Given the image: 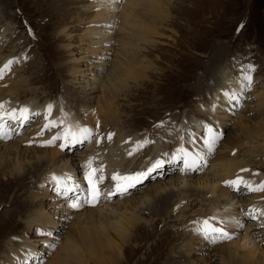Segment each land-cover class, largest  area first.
Returning <instances> with one entry per match:
<instances>
[{
    "label": "rangeland",
    "instance_id": "rangeland-1",
    "mask_svg": "<svg viewBox=\"0 0 264 264\" xmlns=\"http://www.w3.org/2000/svg\"><path fill=\"white\" fill-rule=\"evenodd\" d=\"M116 1L119 7L127 0ZM89 3H91L90 0H0V67L3 63L9 65L3 68L0 89L6 88L5 85L12 86L20 100L14 105L18 104L19 107L23 105L30 111L33 107L31 102H36V108L28 114L29 118L23 123L18 120L19 118L7 121L11 106L4 108V114L0 113V118L6 117V131L10 132H6L0 138V262L79 264L80 261L90 258L87 264H100V262L103 264H223L221 256L225 253V247L229 246L233 251L238 244L240 245L245 229L244 223H253L254 226H251V229L256 228L260 230V234L264 233L262 215L249 213L237 230L235 228L237 223H234L232 227H227L221 225L222 222H216L215 218L204 216L203 219L208 221L209 228L213 226L223 228L228 233L227 236L220 238L221 240L224 238L222 241L217 239L211 244V240L208 239L209 242L206 244L207 239L196 238L200 232L198 230L204 227V222H190V227H187L186 222V226L184 224L182 227L176 226L177 222H170L174 220L173 217L160 219L157 222L155 213H153L154 209L145 210V197L142 196L145 192L157 189V187H164L160 191L161 194L176 193L180 190L189 192L193 201L190 203L187 201L188 204L184 200L180 203L182 206L178 204L174 207V211L178 210L175 212H177L179 222H183L181 221L183 209L197 207L204 211L202 209L204 206H199V204L208 207V204L212 203L211 188H213L212 196L219 192L220 188L225 192L228 189V194H237L240 201H247L248 209L253 205L249 201L258 195L261 197L255 199V202L264 203V186L254 190L253 184L249 185L243 179H239L240 185L237 187L226 184L227 180L217 182L221 175L227 176L228 179L232 178L222 168L224 161H228L231 169L239 166L236 173H247L248 177L264 178V151L259 153L264 149V0H175L170 10L167 6L164 7L168 9V18L161 25H155L147 18H141L139 12L136 13L138 16L135 19L136 24L145 28L150 27L161 36L154 37L152 42L141 45V50L139 49L137 55L139 59L143 57L146 59L144 64L150 66V69L146 70L148 71L145 73L147 78L144 81L130 84L127 87L126 96L123 94L118 96V109H114L117 110L116 115H118L116 125L124 131L121 135L125 136L124 139L127 142L129 139L138 141L137 145L139 141L143 142L141 145L145 141L140 138L138 140L137 137L131 136L132 134L137 135L142 131L149 132L153 129H159L157 130L159 133L162 130L163 132L167 130L166 133H169L172 126H180L183 123L184 125L178 131L181 132L179 136L181 145L177 144L175 146L177 148L173 149V143H169L170 147L167 151L164 147V159L169 162L162 169L151 173L150 179L144 184L138 186L136 184V187H130V190L127 188L122 196H112L110 199L102 197L100 201L106 203L100 202L92 207L102 211L100 218L105 220L106 224H110L111 220L119 219L121 213L140 214L143 212L141 222L132 229L130 234L132 238L125 243L120 257L117 252L107 253L103 246H100L105 242L98 243L95 247V257H93L90 242L86 238L89 231L86 229L88 224L85 218L77 219V214L71 213L65 207V203L62 204L67 198L57 192L68 195V188H84L81 174L77 176V172L74 171V173V169H71V172L64 171L60 178L56 177V180H53L55 176L51 175L50 178L41 181L35 174H30L38 170L34 168L42 161L41 158L37 159V156L43 155L40 150L56 147L63 137L65 140L67 138L66 143H70L71 139L67 136L59 138L62 130L61 127L56 128L57 123L53 122L50 117L52 113L48 112L47 116L44 110V112L40 110L36 113L38 108L52 106L56 113L61 114V120H68L65 121L66 125L71 134H76L77 140H82L79 132L81 128L86 127L90 130L92 136L89 139L76 143V147H72L71 153L74 159L78 158L77 155L87 148L92 151V144H102L101 141L107 135V131L100 130V128L106 127L109 120L104 110H99L100 107L96 105V102L101 83L113 76L109 74V71L116 61L114 56L119 49L117 44L123 45L125 41L123 34H119L123 35L121 39L115 36L119 27L116 22L113 26L115 33H110L105 37L106 39L99 38L101 47L97 50L98 52L92 51L89 40L92 37L91 29L102 17L94 18L96 9L92 4L89 6ZM146 23L149 24L146 25ZM103 33L100 32L101 35ZM106 42L108 43L107 48L105 47ZM121 58L122 56H119L120 61ZM247 65H253L255 68L250 73L253 76L250 90L243 91L242 95L239 93L235 95V106L232 103L226 104L228 100L223 101V95L220 96L219 101L215 102L217 88L226 86L227 82L231 86L234 82L241 91L240 69ZM73 66L77 67L78 71L75 76L71 71ZM221 90L225 88H220L219 91ZM6 95L15 98V92ZM216 107L221 110L218 111ZM84 114L88 116L84 122L86 126L75 125L76 118L84 119ZM217 117L222 118L219 127L216 122ZM98 118H105L101 126ZM206 119L210 120L216 133L217 131L222 133V138L214 145L211 154L207 153V148L203 143L207 136L206 127L209 126ZM70 120L75 121L70 122ZM97 131L98 138H96ZM30 132L38 136H49L50 134L51 138L56 135L58 139L49 138L45 146L36 144V151L31 150L26 153L21 151L20 160H25L21 162L22 168L16 171L15 161L19 159V153L15 154L12 149L10 156L4 150V144L15 143L24 133L29 134ZM102 132L105 135L100 136ZM96 139L99 143L95 142ZM160 139L155 143L148 141L144 145L145 153L140 152L137 157L142 156L136 162V164L140 163L136 167L138 170L126 172L127 177L148 172L152 166H143L141 161L157 153ZM114 140L115 136L111 138V141ZM237 140L239 141L234 145L235 150L228 152L230 144ZM188 143L199 148L192 150L194 154L187 155L186 158L193 160L198 156H205L206 159L201 162L199 169L194 173L191 170L188 171L190 177L186 178V186L185 184L184 186L179 185L177 181L175 182L177 187L172 189L171 182L173 184L179 178L177 172L184 166L182 159L175 158H184L180 147ZM252 143L256 146L254 151L258 148L260 150L253 152L249 162L252 151L246 149L248 144L254 146L251 145ZM123 144L124 142L121 145L122 152L125 155L130 144ZM29 145L23 144L21 147H27L29 150L30 146L32 148V145ZM67 148L69 147H66L69 151ZM94 151L97 152L98 148ZM103 152L104 154H95L92 157V164L98 165V168L108 167V161L101 159L108 155L109 158L116 156L107 149H103ZM175 152L178 156H175ZM231 155L232 157L238 156L237 161ZM159 159L156 157L155 160ZM172 159H175L173 163ZM144 162L152 164L154 160L148 158ZM90 167L96 179L109 180L106 170L103 173H106L107 177L99 178L98 175L102 173L98 172L97 167L88 166L86 171ZM169 177L172 178L169 179ZM21 178H24L23 186L18 188L14 182ZM129 182L132 183V181ZM30 196L37 199L42 206L28 208V211L13 214L11 217L9 210L13 207L10 203L14 200L29 202ZM61 198L65 199L62 201ZM116 198L120 200L117 201ZM224 200H226L225 196L220 199L221 204L225 203ZM175 201L173 196L172 202ZM62 205L64 206L63 211L60 209ZM232 205H235V200ZM246 205H242L240 210L245 212ZM42 207L43 212L52 215L53 223L56 222L51 228L54 234L53 231L47 234L45 229H37V226H28L25 223L29 214L32 213V218H34L42 213ZM74 210L80 212L82 209ZM58 213L63 214L65 222L58 220L62 217L57 216ZM179 232L184 234L179 237ZM23 235L29 236L30 244L21 250ZM260 247L263 246L260 245ZM239 249L237 248V256L229 255L231 257H229V264H242L240 262L242 251ZM25 250L32 251L34 258L27 255L25 259V256L19 255L18 251ZM106 254H110L113 261H107Z\"/></svg>",
    "mask_w": 264,
    "mask_h": 264
},
{
    "label": "bare ground",
    "instance_id": "bare-ground-1",
    "mask_svg": "<svg viewBox=\"0 0 264 264\" xmlns=\"http://www.w3.org/2000/svg\"><path fill=\"white\" fill-rule=\"evenodd\" d=\"M174 1L173 0H127L125 3H123L122 5H120L118 7L116 5L117 4L116 0H90L91 3H89V6L92 4L96 9V15L94 18L97 19V18L102 17L101 20L96 22V25L94 26V28L91 29L92 37H90L89 40H90V45L93 48L92 51L98 52L97 50L99 49V47H101V46H99L100 42H101L100 41L101 39H99V38H101V37L105 38L110 33H115L113 31V26L116 22L119 24V27L117 28L115 36H117L118 38L121 39L122 36L124 35L123 39L125 41V44H123V45L117 44L119 49L114 56L116 61H115V63H113L114 65H112V67L110 68V71H109L110 72L109 74H111L113 76L108 77L105 82L101 83V85H100L101 89L99 92V97H97V102H96L97 104L96 105L100 107L99 110H101V109L104 110L105 115H107V118L109 120V122H107V124H106V127L102 126L100 128V130L105 129L104 131L105 132L107 131V133H106L107 135L105 136L106 140L104 139L101 141L103 145L102 144L95 145V144L91 143L92 148H93L92 151H89V149L87 148V150H85L84 152L77 155L78 158L74 159L75 157L72 155L71 151H72V147H76V146H72V135H71L70 129H68L66 122H65L68 120L67 119L61 120V114L56 113L54 111V109L52 108V106H50V105L42 106V107L38 108L39 109L38 111H36V113H38L40 110L41 111L44 110V111H46V116L48 115V112L52 113V115L50 117H52L53 122L55 121V123H57L56 128L61 127V130H62V133H61V135H59L60 136L59 138H61L62 136H65V137L67 136V137H71V139H70V143L68 142L69 145H68V143H66L67 138L65 140V138L63 137L62 141H59L60 139L58 140L59 143L56 147H54V148H48L47 147V148H44L43 151L40 150V152H42L43 155L41 157L37 156V159L41 158L42 161L40 160L41 162L35 166L36 168H34V169H38V170L35 172L32 171L30 174H32V173L35 174V176H37L40 181L45 180L46 178H50L51 175H54L55 177L60 178L61 175L64 173V171L71 172V169H74L73 172L74 171L77 172V176H79V174L82 175V183H83L84 188H77V189L73 188V191L69 192L68 195H65V194H60V195L61 196L64 195L67 198V199L61 198L62 201L65 199L62 204L65 203V207L67 209H69L71 213L74 212V214H77V219H80L81 217L85 218L86 223L88 224L86 229L89 231L88 234L86 235V238L90 242V250L92 251L93 257H95L94 256L95 251H96L95 247L98 246L99 242H105L104 245L100 244V246H103L104 250L107 253L117 252L118 257H120L123 248H125L124 247L125 243L128 242V240H130L132 238V237H130L132 229H134L137 226V224L139 222H141V219H142L141 215L143 212H141L140 214H135L134 212H130L128 214L121 213L119 219H116L115 221L111 220L110 224H106V223H104L106 221L102 220L100 218V214L102 213V211L99 208H92V207L97 205L100 202L106 203V202L100 201L102 197H107L108 199H110V198H112V196H114V197L117 195L122 196L120 194V192L117 191V185H119V187L121 189H124L129 183H131L129 181H125L124 179L121 180V178L127 177L126 172L133 171L134 169L138 170L136 167L140 163L136 164V162L139 161L142 157V156H140L139 158H137L138 154L140 152H142L143 154L145 153L146 147H144V145L148 141L155 143V142H158V140L161 138L160 142H159L160 146H159L157 153L155 155L148 156L147 158H145V159L152 158L154 160V162L152 164H146L144 162L145 159H142L141 164L143 166H146V167L147 166H153L155 161H157V160H155L156 157H159L160 159L165 160L164 159V147L166 148V151H167L170 147L169 143H173V146H174L173 149L177 148V147H175L177 144L181 145L180 144L181 139L179 137L181 132H178V131L181 129V127L183 128L182 125H184V123L181 124L180 126H175V125L172 126L171 131L168 130L169 133H166L167 130H166V132H163V130H162L159 133V132H157V130H159V129H153V130H150L149 132H147V131L143 132L142 131V133H137V135H135V134L131 135V136L137 137L138 140L143 139L145 141V143L143 145H141L143 142L139 141V145H137L138 141H134L131 139H129L127 142V140L124 139L125 136L121 135V134H124V131H122V129L118 128V126L116 125L118 122V120H117L118 115H116L117 110H114L115 108H117V105L119 103L118 102V96H120L122 94L126 96V91L128 89L127 87L130 84H133V83L135 84V83L140 82V81L142 82V81H144L145 78H147L145 73L148 72L146 70L150 69V66L144 64V62H146V59L144 57L142 59H139V57H138L139 55H137L138 51L141 50L140 49L141 45L146 44L148 42H152V39H154V37L161 36L158 32L154 31L153 29H150V27L145 28V27H142V26H139L138 24H136L135 19L138 18L136 13L139 12V14H140L139 16L141 18H145V19L147 18L150 22L154 23L155 25H158V24L161 25V24L166 22V19L168 18V9L170 10V7H172V3ZM165 6L168 7L167 10L164 8ZM83 15H84V13H83ZM77 18L79 19L80 17H77ZM148 24L149 23H146V25H148ZM103 31H106V32L103 33ZM100 32L103 34L101 35ZM119 34H123V35H119ZM107 45H108V43L106 42L105 43L106 48L108 47ZM116 46H115V48H116ZM142 49H143V47H142ZM87 50H88V48H87ZM119 56H122L121 61L119 59ZM102 62H105V61L102 60ZM75 64H76V62H75ZM4 67H5V63H3L0 68L3 70ZM76 69H77V67L76 68L74 67L71 70L72 74L74 76L78 72ZM232 84L233 85L231 86L229 84V82H227L226 86H219L217 88V91L215 93V97H216L215 102L219 101L220 96L223 95L222 100L223 101L228 100L226 102V104L232 103L233 106H235L234 101H236V100L230 99V96L236 95L237 93L242 95V91H239V88L237 87L236 84H234V82ZM1 85H2V83H1ZM9 85H10V83H9ZM5 86H7V87L4 89H0V113H3L4 108L6 106H11V113L8 114L9 118L7 119V121H14L16 118H19L18 120H21V123H23L25 120L23 118H20V117L23 115L28 116V114H31L32 111L36 108V102H31L33 104V107H31V109H32L31 111H30V109H28V107H23V105H21L20 107L18 104L14 105V104H16V102L20 101L18 98V95L16 94V90H14V88L12 86H8V85H5ZM220 88L221 89L225 88V90L219 91ZM92 89H94V87ZM13 92H15V95H14L15 98L10 97V95H6V94H11ZM225 93H228V95H225ZM22 109H27V112L22 113V111H21ZM217 110L220 111L221 109L217 108ZM84 115H85V118L83 117L84 119H80L79 117L76 118L77 121H76L75 125L82 124L83 126H86L84 122H86L88 116L86 114H84ZM50 117H48V118H50ZM4 118H0L1 119L0 120V135L1 136H4L6 134V132L10 133L9 131H6V122L7 121H6V117H4ZM89 118H90V116H89ZM98 120L100 121L99 123L101 126V123L103 120H105V118H102V119L98 118ZM72 121H75V120H72ZM72 121L70 120V122H72ZM206 121H207L206 123L212 127V125L210 124V120L206 119ZM216 122L218 123V127H219V125L222 122V118L217 117ZM60 123L62 124L61 126L59 125ZM4 125H5V127H4ZM218 132L219 131H217V133ZM29 134L33 135V136H30ZM29 134L24 133V135L22 137L18 138L15 141V143L10 142L7 145L4 144V150L8 154L10 153V151H12V149L15 151V154L19 153V159H16V161H15L14 169L16 171H18L19 169L22 168L21 162L25 160V159L20 160L22 158L20 156L21 151H22V153H26L28 151L31 152V150L36 151L35 150L36 144L45 146L47 143V140L49 138H51L50 134H49V136H40L39 135L40 137L36 133H33V132H30ZM97 135H98V131L96 132V136ZM103 135H105L104 132H102L100 136H103ZM29 136H30V139L28 138ZM113 136H115V140L111 141V138ZM54 137H56V135H54L53 138ZM109 137H111V138L109 139ZM6 138H8V137H6ZM53 138H51V140H53ZM96 138H98V136ZM96 141H97V139L95 140V142ZM202 141H203V139H202ZM238 141L239 140H237L233 144H230V148H229L228 152L235 150L234 145ZM122 142H124L123 145L130 144V146L128 148V152L125 155L122 152V146H121ZM250 142H252V141H250ZM61 143L67 144L69 147L67 149H69V151H67L66 148L62 149ZM23 144L25 146L30 144V145H32V148L30 145H29L30 146L29 150L27 147L22 148L21 146H23ZM251 145H254V143H252ZM162 146H163V148H162ZM95 148H98L97 152L94 151ZM180 148L183 150L182 151L183 153L186 152L188 155H190V154H194V151H192V150H198L199 147L196 145H193L192 143H188L186 146H183ZM103 149H107V150L111 151L112 154L116 155V156H114L112 158L111 157L109 158V155L104 157V159H101V160H107L109 163L108 167L107 168H98V165L96 166L95 164H92L93 163L92 157L95 154H101V153L104 154ZM188 149H190L191 151H189ZM200 149H201V147H200ZM254 149H256L255 145L250 146L248 144V147L246 150L252 151V154L249 156V162H250V158H252L251 156L253 155V152H257L258 150H260V148H258L257 151L256 150L254 151ZM65 150H66V152H65ZM124 150H126V149H124ZM263 151H264V149L259 153H262ZM174 154H175V156H178V153L175 152ZM217 155H219V153ZM231 157H232V155H231ZM237 157L238 156H234L232 158L235 161H237L236 160ZM135 158H136V160H135ZM174 160L175 159H172V163L174 162ZM75 161H77V162L74 163ZM190 161H191V159H190ZM1 165H2V162H1ZM91 165H93V167H97L98 172L102 173L101 175L100 174L98 175L99 178L107 177V174L103 173L106 170L108 173V176H109V180H111V182L108 179H105V180L104 179H101V180L96 179L95 175H94V171L91 167L89 168L88 171H86V167L88 168V166H91ZM146 167H143V168H146ZM183 168H184V166L182 168H180L177 172V173H179L178 174L179 178H177L173 182V184L171 182L172 189L177 187V185H175V182H177V181L179 182V185L182 184V186H184V184H185V186H186V184H187L186 178L190 177V176H188V171L185 172L182 170ZM222 168H223L224 172L228 175H231L232 178L228 179L227 176L221 175L219 177V181H217V182H222L224 180H227V182H236V183H232L230 185L231 186L234 185V187H237L238 185H240L239 179H243V181L248 182L249 185L253 184L254 190L258 189V188H262L264 186V184H263L264 178L248 177L246 175L247 173L246 174L245 173L241 174L238 172L236 173V169H238L239 166H235L234 169H231V168H229L228 161H224V163H222ZM219 171H220V168H219ZM192 173H194V171H192ZM88 174H93L91 176V180H92L91 185L89 184V179L87 178ZM114 176L117 177V179L114 180L113 179ZM192 177H194V176H192ZM73 178H75V177L73 176ZM170 178H172V177H169V179ZM77 179H78V177H77ZM148 179H150V176H148V178L142 179L141 180L142 183L141 182L137 183V185L138 184H144L145 182H147ZM23 180H24V178H21V179H18V181H15L14 182L15 186L18 188H21L23 186V182H24ZM188 186H190V184H188ZM163 189H164V187H157V189L154 188L150 191L145 192V194L142 196V197H145V202H146L145 210L154 209L153 213H155L154 214L155 215V221H157V222L160 219L163 220L164 218H167V217H170V219H171L173 217L174 220H170V222H177L175 225L179 226V227L180 226L182 227V224H184L185 226L187 224V227H188L190 225V222H200V221L205 222V220L203 219L205 216V217L215 218V219H217L216 222H222L221 225L227 226V227H232L234 225V223H237V225H235V228L237 230V228L239 226H241L243 224V222L245 221V217L248 216L249 213H251V212H253L255 215L260 214L264 218V203L258 202V201L255 202V199H258L259 197H261V195H258L249 201L250 204H253V205H251L248 209L249 205H246L247 201H242V200L240 201V197L237 196V194H232V193L228 194V192H227L228 189H226V192H227L226 193L223 189L220 188L219 192H217L214 196H212L213 195V188H211L212 191H211L210 197H211L212 203L208 204V207L206 205L199 204V206L200 205L204 206V207H202V209L205 212L200 210V208L198 209L197 207L196 208L198 210L196 208L187 209V210L183 209L181 211V215L183 216V219L181 221H183V222H179L177 220V212H175L178 210L174 211V207L176 205L180 204L184 200L186 202L188 201L189 203L192 202L193 200H192V198H190L191 195H189L190 194L189 192L181 191V190L179 192H176V193L167 192V193L161 194L160 191ZM128 190H130V189L128 188ZM20 191H21V189H20ZM16 192H17V190H16ZM59 192H57V193H59ZM97 192H98V199L94 203H83L84 200L93 201L94 197H96ZM115 193H118V194L115 195ZM72 196L74 198H72ZM173 196L176 199L175 202H172ZM224 196L226 198V200H224L225 203L221 204L220 199ZM76 199H79L82 202L81 206L78 208V209H82L80 212L75 211L74 208L69 206L71 203L76 202ZM116 199H117V201L120 200L119 198H116ZM178 199H180V200H178ZM29 200H30L29 202H27L26 200L22 201V202L14 200L13 202H11L10 205L13 207L11 210H9L10 211L9 214L11 215V217L13 216V214H22L24 211L26 212V210L28 208L29 209L31 207L39 208V206H42V205H40V203L37 199L32 198L31 196H30ZM194 200H196V198H194ZM234 200H235V205H232ZM61 202L59 203V205L61 204ZM186 202H184V203H186ZM51 204H52V202H51ZM141 204H143V203H141ZM242 205H246L247 210L245 212L240 210ZM128 206H129V204H128ZM197 206H198V204H197ZM50 208L51 207H49V209ZM63 208H64L63 205L60 206L61 211H63ZM122 208H126V206H122ZM184 210L187 212H185ZM191 210L192 211L196 210V212L192 213ZM163 212H165V213H163ZM188 212H190V213L188 214ZM148 214H150V213H148ZM56 215L62 216L58 220H62L63 222L66 221V219L63 217L62 213H58ZM50 217H52V215L50 216V213L43 212V207H42V213H39V215L34 216V218H32V213L29 214L28 220L25 223L28 226L29 225H33V226L35 225V226H37V229H45L47 234H51L52 231L54 234V230L51 228L54 226V224L56 222L53 223L54 222L53 217H52V219ZM8 218H9V216H8ZM93 222H97V223L94 224ZM185 222H186V224H185ZM157 224H159V223H157ZM243 226H245V229H244V234L242 235V239L240 240V245L238 244L235 247L236 249H234L233 251L231 250V247H229V246L225 247V249H224L225 253L221 256L223 264H229V257H230L229 255L237 256V253H236L237 248H240L239 250L242 251V255L240 256V262L242 264H264V233L260 234V230H257L256 228L251 229V226L252 227L254 226L253 223L247 222V223H244ZM191 228H192V226H191ZM257 228H259V227H257ZM250 232H251V234H250ZM183 234L184 233L179 232V237H181V235H183ZM200 234H201V232H199V234L196 236V238L197 239H200V238L204 239V236H201ZM28 237H29L28 235H23L21 237V240H23L21 250L24 248H27V246L30 244L28 242L29 241ZM177 237L178 236H176V238ZM207 242H209L208 239L205 240L206 244H207ZM211 244H212V242H211ZM260 245L263 247H260ZM18 252H19V255L21 254L20 256H25V259H26L27 255H30V257L34 258V255H32L33 254L32 251L28 252L27 250H25V251H21V252L18 251ZM36 255H38V254H36ZM89 257H90V255H89ZM106 257L108 258L107 261H113L110 254H106ZM87 261H90V258H88V260H85V261H80L79 264H87ZM0 264H8V263H1L0 262ZM100 264H103V263L100 262Z\"/></svg>",
    "mask_w": 264,
    "mask_h": 264
},
{
    "label": "snow or ice",
    "instance_id": "snow-or-ice-1",
    "mask_svg": "<svg viewBox=\"0 0 264 264\" xmlns=\"http://www.w3.org/2000/svg\"><path fill=\"white\" fill-rule=\"evenodd\" d=\"M11 62H9L10 64ZM9 65H5V68H7ZM255 68L253 65H247V66H242L240 71H241V81H242V87H241V91H247L250 90V88L252 87L253 84V80H252V76H251V72L254 71ZM3 75V70L0 69V77H2ZM225 95H228V93H225ZM230 99H236L235 95L230 96ZM22 113L23 112H27V109H22L21 110ZM25 121L29 118L27 116H23L22 117ZM80 135L82 137V140H77L76 139V134L72 133V146H75L76 143H81L83 140H87L92 136V133L90 132V130L86 127L81 128L79 130ZM206 132H207V136L204 138V145L207 148V153L211 154L214 150V145L222 138V133H216L214 131V129L211 126H207L206 127ZM0 138H2V136H0ZM111 137H109L110 139ZM58 139V137H54L53 138ZM99 143V141H97ZM51 143V141L49 142ZM68 147L67 144H62L61 148H66ZM183 151V150H181ZM187 153H184V158L181 157H176L175 159H182L184 168L182 169L183 171L187 172V171H196L199 169L201 162H203L206 157L205 156H198L196 159L193 160H189L187 157ZM169 161L160 159L155 161V163L153 164V166L148 169L147 173H137L135 176H129V177H124L123 179L125 180H129L132 181V183H129L124 189H121L119 187V185H117V191L120 192V194H124L127 191V188L130 187H134L135 184L140 183L142 179L147 178L151 173L156 172L158 169H162L164 167V165L166 163H168ZM246 171V170H245ZM93 174H88V179H89V184L91 185L92 180H91V176ZM53 180H56V177L52 178ZM113 179H117V177H113ZM59 183V182H57ZM226 184H232V183H236V182H225ZM68 192L73 191L72 188H68L67 189ZM58 194H63V193H58ZM98 199V192L96 194V197H94L93 201H88V200H84L83 203H94L96 200ZM81 201L79 199H76V202L71 203L69 206L74 208V209H78L81 206ZM198 231L201 232V234L204 236L205 239H209L211 240V242L215 243L217 239L225 237L228 235V233L223 229V228H219V227H208V221L204 222V227L202 229H199Z\"/></svg>",
    "mask_w": 264,
    "mask_h": 264
}]
</instances>
